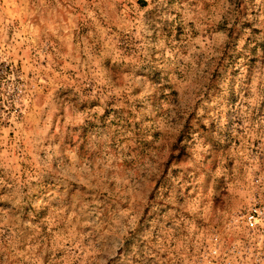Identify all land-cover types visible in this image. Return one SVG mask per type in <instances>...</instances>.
Segmentation results:
<instances>
[{
  "label": "rangeland",
  "instance_id": "obj_1",
  "mask_svg": "<svg viewBox=\"0 0 264 264\" xmlns=\"http://www.w3.org/2000/svg\"><path fill=\"white\" fill-rule=\"evenodd\" d=\"M264 0H0V264H264Z\"/></svg>",
  "mask_w": 264,
  "mask_h": 264
},
{
  "label": "built area",
  "instance_id": "obj_2",
  "mask_svg": "<svg viewBox=\"0 0 264 264\" xmlns=\"http://www.w3.org/2000/svg\"><path fill=\"white\" fill-rule=\"evenodd\" d=\"M262 219V211L256 206L250 208L245 215V220L248 225L252 227H261L264 231V224Z\"/></svg>",
  "mask_w": 264,
  "mask_h": 264
}]
</instances>
